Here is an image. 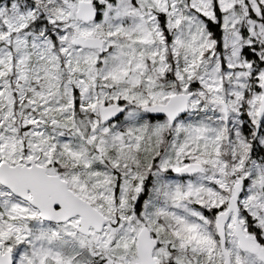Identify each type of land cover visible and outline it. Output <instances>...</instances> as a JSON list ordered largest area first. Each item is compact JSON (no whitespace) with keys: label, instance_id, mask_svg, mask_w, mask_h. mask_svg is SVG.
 Listing matches in <instances>:
<instances>
[{"label":"snow or ice","instance_id":"6c2138e0","mask_svg":"<svg viewBox=\"0 0 264 264\" xmlns=\"http://www.w3.org/2000/svg\"><path fill=\"white\" fill-rule=\"evenodd\" d=\"M0 264H264V0H0Z\"/></svg>","mask_w":264,"mask_h":264}]
</instances>
